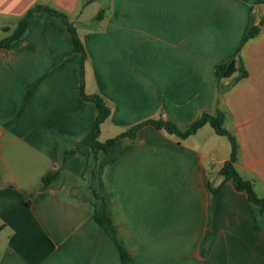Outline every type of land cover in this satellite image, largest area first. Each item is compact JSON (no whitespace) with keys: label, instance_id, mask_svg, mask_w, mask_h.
Returning <instances> with one entry per match:
<instances>
[{"label":"crops","instance_id":"crops-1","mask_svg":"<svg viewBox=\"0 0 264 264\" xmlns=\"http://www.w3.org/2000/svg\"><path fill=\"white\" fill-rule=\"evenodd\" d=\"M34 5L76 29L83 93L110 108L99 142L148 120L182 130L220 111L239 146L236 172L264 198V25L242 44L264 24V0H0V35ZM237 53L247 76L217 84ZM80 86V56L57 17L33 14L19 45L0 49V264H121L94 220L82 142L97 109ZM207 126L179 140L146 125L100 156L95 185L132 264H264V222L223 182L230 144L203 137ZM48 173L59 177L43 189Z\"/></svg>","mask_w":264,"mask_h":264},{"label":"trees","instance_id":"trees-1","mask_svg":"<svg viewBox=\"0 0 264 264\" xmlns=\"http://www.w3.org/2000/svg\"><path fill=\"white\" fill-rule=\"evenodd\" d=\"M35 13H45L54 17L59 18L65 27L67 28L75 51L80 56L81 62V86H80V93L81 97L85 101H91L94 103L97 109V116L93 121L92 129L89 135L83 140V144L87 145L90 149V158L88 162V173L90 176V180L92 183L91 190L93 193V200L95 203V214L94 220L96 223L102 228V230L109 236V238L117 245L120 253L121 264H132V260L130 256L125 252L123 248H121L117 241H116V234L115 230L112 226V223L107 214L106 202L103 199L102 195L100 194L99 190L96 187V180H97V168H98V161L100 156L106 155L110 152L113 144L124 137L133 138L135 133L146 125H151L157 130H163L167 134L174 135L179 140H184L192 135H194L199 129H201L205 125H209L214 133L217 136L224 137L228 140L230 144V157L219 170V175L223 178V182L231 181L234 185V188L237 191L246 193L249 201L257 208L256 209V219L257 222H264V198H258L254 192L253 185L250 181L244 180L239 176V174L235 170V163L238 157L239 146L237 143L236 138L229 133L224 127V113L218 111L216 114L211 115L208 113H203L199 118L188 124L184 129H180L174 122L169 120H148L143 123H140L132 128H130L125 133L119 135L116 138L106 140L105 142H99V134H100V127L102 123H104L109 115H110V108L107 106L105 101L98 95L93 96H86L82 90V78H83V68L84 63L86 61L87 55L86 51L83 47V44L80 38L77 35L76 29L74 25L69 21L68 16L66 13L57 10L55 8L45 7L41 5H34L31 7L17 22L16 28L13 32L4 39L0 40V49H13L16 48L20 41L26 34L28 23L30 18ZM103 12H99L96 16V20L99 21L102 17ZM262 23L259 24V27L250 26L246 31L242 44L246 43L251 38L255 37L262 27ZM239 71L240 78H245L247 76L246 71L242 68L240 63V58L238 53L231 57L228 61L221 64L215 71V79L217 84L222 79H227L231 77L234 73ZM222 91L218 89V93ZM59 174L57 173H48L43 178V189H48L56 182ZM219 187H211V193L215 197Z\"/></svg>","mask_w":264,"mask_h":264},{"label":"rangeland","instance_id":"rangeland-1","mask_svg":"<svg viewBox=\"0 0 264 264\" xmlns=\"http://www.w3.org/2000/svg\"><path fill=\"white\" fill-rule=\"evenodd\" d=\"M99 1H100V0H98V2H99ZM99 4H100V3H99ZM96 9H98V10H96V11L98 12L100 8H99V7H96ZM97 12H96V13H97ZM15 28H16V26H15ZM15 28H13V26H12V29H11L10 32H8V34H1V35H0V40H1V39H4L5 37H8V36L13 32V30H14ZM207 132H209V133L207 134ZM202 134H203L202 136L205 137V138H206V137H209V136H215V135H214V131L212 130V128H211L210 126H207L206 129H205V131L202 132ZM220 140H222V142H224V143L226 144V146L229 147V142H228V140H227L226 138H223V137H222V138H220Z\"/></svg>","mask_w":264,"mask_h":264}]
</instances>
